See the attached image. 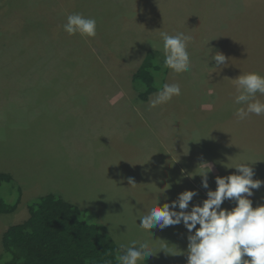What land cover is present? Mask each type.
<instances>
[{"label":"rangeland","instance_id":"374dc122","mask_svg":"<svg viewBox=\"0 0 264 264\" xmlns=\"http://www.w3.org/2000/svg\"><path fill=\"white\" fill-rule=\"evenodd\" d=\"M76 13L97 21L95 37L64 31ZM161 31L192 37L191 66L162 68L181 94L152 108L132 78L147 54H163ZM216 52L225 65L215 67ZM250 72L264 76V0H0V174L14 177L0 195L17 203L0 214V256L7 229L52 189L121 254L122 244L148 241L153 255L139 264H187L183 223L149 234L139 218L186 190L198 192L189 211L202 205L217 176L238 174L226 165L251 160L253 179L264 181V115H235L246 106L235 103L234 79ZM202 163L212 167L209 189ZM249 199L264 205V186Z\"/></svg>","mask_w":264,"mask_h":264},{"label":"clouds","instance_id":"9594fccd","mask_svg":"<svg viewBox=\"0 0 264 264\" xmlns=\"http://www.w3.org/2000/svg\"><path fill=\"white\" fill-rule=\"evenodd\" d=\"M69 35L80 34L82 37H95L97 21L86 18L82 14H71L67 23L63 25ZM163 41V67L174 73L190 70L191 60L188 44L192 37L184 32L169 35L161 31ZM155 49V45L152 44ZM211 59L216 62L215 67L227 63L228 58L221 52H216ZM238 95L235 103L245 105L236 110L235 115L244 120L249 115H264V102L256 98L257 93L264 95V76L250 72L241 74L234 79ZM181 94V87L177 83H164L160 90L149 98L152 108L166 104L174 96ZM210 167L201 170L202 187L209 189L207 174ZM251 160L241 162L233 167L238 174L226 177H216V189L208 190L207 198L201 204H195L189 211V204L198 195L195 190L180 193L171 203H164L151 207L146 214L140 216L139 227L149 232V229L161 230L183 223L190 235L188 236L187 264H264V205L253 207L249 197L254 189L264 186V181L253 179L255 172L250 166ZM129 183L136 184L131 179ZM225 200H232L236 206L231 210L222 208ZM177 207L179 211H177ZM199 225V228H197ZM193 230L194 233H193ZM123 254L117 255L118 264H139L153 255L152 246L148 241L133 240L130 245H120ZM250 257L251 259H244Z\"/></svg>","mask_w":264,"mask_h":264},{"label":"trees","instance_id":"16d2710c","mask_svg":"<svg viewBox=\"0 0 264 264\" xmlns=\"http://www.w3.org/2000/svg\"><path fill=\"white\" fill-rule=\"evenodd\" d=\"M163 61V54L151 52L134 73L132 85L140 101H148L165 83L168 72L162 71ZM256 98L264 102V95ZM259 147L263 156L264 145ZM0 182L9 184L14 179L0 174ZM16 209L17 203L9 204L0 195V214ZM29 211L26 221L4 233L0 264H118L119 246L100 225L87 222L77 206L50 194L31 203Z\"/></svg>","mask_w":264,"mask_h":264},{"label":"crops","instance_id":"0c3cea01","mask_svg":"<svg viewBox=\"0 0 264 264\" xmlns=\"http://www.w3.org/2000/svg\"><path fill=\"white\" fill-rule=\"evenodd\" d=\"M114 131H116V129H114ZM13 177V176H12ZM13 179H14V177H13ZM25 192V191H24ZM49 192V194H46V195H50V194H52V195H54L55 193H53V192H56V190H52V189H50V191H48ZM40 194H45V193H40ZM46 195H41L40 197H43V196H46ZM57 196V195H56ZM60 197V196H59ZM61 198H63V197H61ZM76 206V205H75Z\"/></svg>","mask_w":264,"mask_h":264}]
</instances>
